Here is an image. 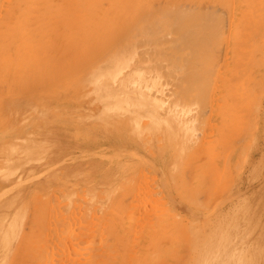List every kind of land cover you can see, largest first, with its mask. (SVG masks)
Segmentation results:
<instances>
[{"label": "rangeland", "instance_id": "rangeland-1", "mask_svg": "<svg viewBox=\"0 0 264 264\" xmlns=\"http://www.w3.org/2000/svg\"><path fill=\"white\" fill-rule=\"evenodd\" d=\"M1 1L2 0H0V15H2L3 17L6 14H10V19L12 20L10 21L9 26L1 28L0 43L3 42V40L8 42L10 41L9 44L13 45L11 49L17 46L22 47L24 50H26L24 47H32V51H30V53H36L40 55L39 57L44 58L45 60L40 67L38 63L41 60H38L33 57L31 58L28 52L23 55L24 61L27 62V64L32 61L33 64H36L39 67V71H41L42 68L44 70L41 71V75L43 74V82L41 83L40 81V83L37 82V84L34 85V82L31 83L32 79H28V76L26 78H21L22 76L24 77L26 75L24 72V68H26L28 65L23 66L24 64H22L19 59H15L14 56H12V63H7L4 59V55L11 57V55L17 53H14L13 50L11 51L12 54L11 52L7 51H3L2 53V51L0 50V264H11L13 260L12 257H15V259L16 257H18V260H20L21 258H25L24 260H26L28 258V256L26 258V255H28V253L31 255L33 254V252L36 253V251L39 250L40 254L37 252L35 255H41V252L45 250L44 248H42V250L41 248L37 250L36 246L46 239V237L42 235L46 228V225L41 226L43 223L42 221L39 222H42L41 225L36 224L37 220L39 221L42 218L40 216L39 219L37 215L39 208V205H37L38 201H41L42 203L40 205L41 213L44 211H46V214L47 212L50 213V211L56 212V209L59 213L63 212L64 210V212L61 213L64 217H62L61 215L62 218H60L59 216V220L61 221V225L63 226V228L65 227L64 230L61 227L62 230L65 231L63 233L65 235L63 236L61 234L63 231H59L57 235H55L56 238H54L53 240L57 242V237H59V239H61V242L64 241V243H66L68 237H71L72 233L77 234V228L79 225H85L87 227L86 224H88L90 227H92L95 224H98V220L99 224L102 222V219L98 218L100 216L99 214L97 215L96 219L88 218L85 222L86 224L82 220H80L83 217V213L81 212L82 209L80 208V206L84 202V199L92 198L96 193V190L88 189V184L90 185L95 183L100 177L118 176V173H123V175H125L128 172L137 171L140 174H135V172H133L132 175H129L125 179L123 178L119 182H117L116 187H124L126 185L128 187L134 188L135 186H137V189H140L142 187V194H144L143 192L146 193V195L144 194V196L142 195V197L149 199V195H151V198H156V200H159L160 198H162V189L160 187V174L156 172L160 173L159 170L163 169V164L160 162L161 159L168 158V196L170 195L173 199L177 195L176 193H184L183 187L185 184V180L184 178L182 180L180 178H182L181 173H183V171L187 169V160L189 157H191L192 159L193 156H199L201 159L197 163L201 164L202 169H206L210 167L211 159L215 157L216 153L223 151V141H226V143H228L230 147L231 142L236 143L241 140H244L246 144V139L252 137L249 134L251 131L252 117L256 113L260 98H263L262 96H264V89H260L263 85H261L260 87L259 82L256 79H253L252 81L253 74L250 70L243 72L238 82L235 83L232 78L240 62V57L237 54L233 55L231 53L228 55H224V49L222 51L221 57L219 55L216 58L217 64L215 63L214 65V72L212 71V74L210 75L212 81L209 78V82L213 85L217 84L216 87L220 85L223 82L221 79L223 68L228 67L230 72L228 77L229 79L225 88V90L227 91L224 90L220 94L218 92V95L217 93H208V100L210 99L212 101L214 99L216 100V102L218 100L219 112L221 113V116H224L222 123V132L219 133V135H222L221 140L220 138H216L217 125L216 120L213 119V116L208 117V112H206V114L204 115V119L202 118V115L199 116L200 118L197 117L198 119L192 115L193 112H191V108L195 107L193 105L197 104V100L201 97V94L198 95V90H195L194 86L190 87L192 82H195L196 80L192 81L191 79L193 78L187 76V74L189 75V72L191 73V71L188 70L196 71L197 69V67H195V69L192 68L193 66L191 67L190 64L194 66L201 65L199 67L201 69L203 65L206 66L211 61H213L215 55L213 56V54L211 53L209 55L208 53H206V51H204V49L199 46H197L198 48L192 49L190 41H187V39H185V37L183 36V34L185 35L184 31L186 32L187 26L184 28L185 23H183L182 20L183 18L185 19V16L186 18L187 16L193 18L198 15L197 13H199L194 12V9H188V5L190 3L194 2L192 4L200 5V3L204 4L205 0H174V3L172 2L173 4L171 3V1L173 0H164L163 3L160 2L163 7H160L158 5V9L156 8L155 10H153L154 17L153 15L151 16L154 22L155 20L157 21L159 27L156 26L155 22V27L151 26V28L149 26L150 30L147 27V29L149 30L148 31L145 25L144 30L146 29V32L143 31L141 28L136 27H140L141 25L145 24V16L143 14L146 5L151 2L157 3L158 0H149V2L148 0H60V2H56L59 0H55V2L54 0H4L5 2ZM216 1L206 0V3H209L205 4L208 5L207 8L210 9L211 5L212 8L214 6H217V3L219 5L221 2H225L228 0ZM61 2H63L62 5ZM107 3L108 6L106 5ZM170 4H172L173 6ZM62 7L64 9H62ZM12 8H14V11L12 10ZM195 9L197 11V8ZM28 10L30 11L28 12ZM50 10H53V12ZM156 10L158 11L156 12ZM208 10L206 9L205 11L208 12ZM210 10L212 11V9ZM214 10L218 11L216 7ZM214 10L213 12H210V14L215 13ZM85 13H87V16L85 15ZM141 13L143 17L141 16ZM165 14H169L170 16L167 15L163 17ZM90 15H92L93 17L91 16L90 18ZM139 15L140 17H138ZM223 15H226V17L223 18L224 16H222L221 19L224 20L225 23H227L228 14L225 13ZM34 16L35 19L31 18ZM95 18L98 20H96ZM133 18L137 20H134ZM168 18L172 20V22L170 23H173L176 20L173 25L175 23H179L180 26L182 25L183 31L181 30V28H177L179 26L178 24L177 27L175 24L174 28L176 27V33H171V30L169 32L168 28H173V25L170 24L171 27L169 25V27L167 28L166 25L170 21ZM165 19L168 20L166 21ZM95 20L97 21V23L95 22ZM179 20L182 23H180ZM34 21L36 23H34ZM162 21L164 24H162ZM116 24L128 26L130 28L131 26H135V29H141L143 32L140 36H134L130 39L129 51H132L130 56L123 55V60H120V58H116L115 60H111L109 63L96 64L101 66H99L96 71H93L95 63L98 60L103 61L104 59L110 58L114 49L113 47H115V45L117 46L116 42H118L117 40L119 39V36L118 32L114 30V26ZM58 26L60 27V29ZM89 26L92 28H90ZM156 28L159 29L157 30ZM58 30L61 31L60 35H58L60 33V31ZM64 30L67 31V35L65 34L66 31ZM9 32L12 34H9ZM103 32L105 33V35ZM16 33H18V35ZM51 33L53 36L51 35ZM97 34L100 35L98 36ZM159 34L163 37L160 38L159 36H156ZM175 34L177 35L172 36ZM57 35L58 39L56 37ZM63 35H65L66 37H64ZM125 36L128 37L129 33L124 35L125 39L123 38V42H125V40H128ZM226 36L231 38L229 34H226ZM53 38L55 40H60L61 44L57 40L53 41ZM64 38H66V40H64ZM76 38L78 39V41ZM138 38H140L141 41H146L142 43ZM154 38L156 39V41L154 40ZM191 38L192 37H190L189 39L192 41L193 39ZM110 39V42L114 41L112 43L113 45L110 44ZM158 39H160V41H158ZM64 41L65 43L63 44ZM68 41L71 42L68 43ZM89 42L91 44H98L97 46L100 48L104 46L103 48H101V52L95 51L96 54L98 53V57L95 58V53H87V57L83 55L76 56L77 51L80 55V53L85 49V45L87 43V45H91L89 44ZM99 42L102 44H100ZM53 44L56 46L57 51L60 49L61 50L57 52L55 48L54 50L51 49L52 47H55L53 46ZM107 45L109 47H107ZM252 48L253 47L249 45V47L247 46L243 49H240L239 52H249L250 50H252ZM53 52L58 54H56L57 57L55 53L53 54ZM163 53H165L166 55ZM168 54L171 56H168ZM88 55H90L91 59H88ZM188 55L191 57H189ZM185 56L188 58H186ZM194 57L196 58L195 60H193ZM170 58L176 61L173 62V60H171ZM257 58L259 59L261 69L264 71V49L261 51V53H259V55H257ZM198 59L199 62L197 61ZM162 60L163 62H161ZM165 61L166 63H164ZM158 63L162 66V68L157 70L159 65ZM147 64L151 66L153 65V67L151 68L152 70L148 71L146 69ZM140 66L142 68H140ZM188 66H190L191 69H189ZM181 70H183L182 73ZM185 70L187 71L184 72ZM12 71L18 73L16 74L17 77H12ZM49 71L51 73H49ZM161 72H164L165 75ZM46 74H48V76ZM162 76L164 77V79ZM167 77L169 78L167 79ZM48 78L51 80H49ZM26 80L28 81L26 82ZM118 81L121 83L119 84ZM160 81L162 82L160 83ZM187 82H189L190 84ZM122 83L128 84H126V87H123L124 85ZM171 83H174V85L177 84L174 86V89L172 88L173 93L170 90V85H172ZM66 84L68 85L66 86ZM162 85L164 88L162 87ZM183 85H186L187 87L189 86V88L186 89L187 87H184ZM213 85H211V88H215L213 87ZM61 86L63 88H61ZM180 86L184 87V91L179 88ZM165 88L169 92H166ZM178 88L179 91L183 92L184 94L179 92ZM193 90L195 91L194 95ZM190 91L191 93H189ZM175 92H177V95H179V93L182 94L183 98L180 99L181 95L177 96L176 94H174ZM163 93H165L166 95H164ZM185 93L188 96L185 95ZM248 93L249 95L247 96ZM192 95L193 97L196 95L195 97L197 98V100L191 98V100L194 101L188 103V100ZM197 95L200 97H198ZM156 96L158 97V99ZM186 97L188 98V100ZM226 97H228L229 100ZM165 99L167 100L168 104L167 102L165 103ZM200 100L202 99L200 98ZM161 103H163V105ZM164 104L165 106L167 105V107H164ZM187 105H189L190 110ZM56 107L60 110L56 109ZM82 112H84L85 114ZM262 112L264 115V109ZM75 114L79 116V119L77 118L78 116H76ZM79 114H81V116ZM183 114H186V117ZM189 116H191L192 119L191 117L188 118ZM193 117L195 120L193 119ZM187 119L194 120V122H197V120L199 121L200 119H202V121L204 122L208 120L207 125L204 126L203 131L200 132L198 136L202 141V147L200 149L196 148L194 144H192L189 135L184 132V129L189 122ZM219 142L220 144H218ZM249 142V145H241V148L237 152V160L239 161V163H242V161L246 162L253 156V154H251V150L255 142L254 137L251 141L248 140V143ZM150 144H152L153 148L150 149V152L145 151L144 148L148 146L150 148ZM131 145L138 146L134 147L133 151L131 148H129L132 147ZM183 146L186 147L185 153H182L181 156L178 157L174 162L170 156L175 154L176 151H180V148ZM138 147L142 148L143 151ZM195 148L198 150H196ZM150 163L153 164L149 165L150 167H157L153 168L156 171L153 170L152 167L150 168L148 166V164ZM169 163L173 164H171L170 166ZM158 167H160L161 169ZM261 170L262 165L256 164L254 166V171L252 172L253 176H256L258 173L260 174V172H262ZM228 171L229 170H225V168L221 167L220 176L222 181L227 180V176L229 175L227 174ZM240 171L241 167L239 164H237V166L233 168L232 174L229 176H231V179L236 177V179H238ZM54 175L58 179H56ZM136 176H139L137 177V179L140 178L139 181L137 180V182ZM64 177L67 178L65 179ZM63 183L64 186L72 188L73 193H77V196H74V194L71 199L67 198L64 199V201L63 199H55L56 197H61L60 194L65 189V187L62 186ZM59 185H61L62 187H60ZM76 186L78 187L76 188ZM257 188V184L249 186L248 191L243 192L244 194L243 196H241L242 201L247 200L250 193L255 191ZM50 189H56V194L54 195L55 198L50 194ZM100 190L101 189H98V191ZM213 193L214 190L211 191V196H200L199 203L210 204L212 202H220L221 200H225V196H223L225 195L223 194V186L220 187L217 194L214 193L215 195H213ZM37 195L39 197H36ZM244 196L245 199H243ZM159 208H157V212H152V214H154V216H152L155 217V219H159L160 217L163 218L164 213L167 212L169 224L168 229L170 228L168 232L173 231L175 226L180 223V221H185L184 214L176 210L170 209V205H168V211L165 210L166 208ZM161 210H165L162 211L163 214ZM73 211L74 215L76 214L75 216L72 215ZM262 211H264V205L251 206L244 212V217L242 219H237L229 223L232 225L234 230H237L242 226H249V233H243L241 238L234 237V239L229 241L228 245H226L231 247L234 241V244L238 246V251L236 253L235 258V261H237V263L240 260L244 259L255 260L256 257L254 254H257L261 250V247H257V244L255 246L256 248L252 249L251 246H254L253 243L248 246L247 241L250 240L251 242V239H248L249 234H252L251 229L254 227V224H256L255 219L257 215H260ZM78 213L81 214L78 215ZM41 215L43 216V213ZM71 216L74 217L73 221L71 220ZM69 217L71 219H69ZM46 219L48 218L44 217V223H48L49 220L46 221ZM32 220H34V223L30 222ZM62 220H64V224L62 223ZM66 220L68 221V225L66 224ZM29 223H32L34 226ZM72 223L74 224V228L72 227ZM200 223L201 222L191 223V231H195L197 234L204 233L205 230L203 229V224L200 225ZM84 228L81 227L80 230ZM227 228V225L222 226L221 230L224 231ZM208 232L209 231H207V233ZM46 235L47 234L45 232V236ZM254 237L255 236H253V239ZM146 238L147 236L143 237L142 240H145ZM37 239L43 240H39L38 242ZM202 239H204V237ZM201 240L200 237H198L196 242H194V246L201 247L197 248L198 252L195 254V259L193 261L195 264H203L205 262L207 263L209 262L208 257H211L206 256L207 253H210L209 250L206 251L205 249V240ZM25 244L27 245V247H25ZM17 245H25L24 247L25 249H27V251L23 249L24 247L22 246H18L20 248L19 249ZM33 246L35 251H33V248H31ZM40 246L42 247V245ZM224 248V246H221L218 249L219 252L222 253ZM47 249L48 248H46V250ZM17 251L18 253H16ZM48 251L49 250H47V252ZM47 252L45 254H47ZM183 252L189 254L188 248H185L180 253V256L183 255L184 258H187ZM19 254L21 256L20 258ZM31 256H29V258ZM17 259L13 261V263L15 262L14 264H17ZM24 260L22 259V262ZM28 263L29 261L27 262V264ZM52 263L53 262H51L50 264ZM21 264H26V261Z\"/></svg>", "mask_w": 264, "mask_h": 264}, {"label": "bare ground", "instance_id": "bare-ground-1", "mask_svg": "<svg viewBox=\"0 0 264 264\" xmlns=\"http://www.w3.org/2000/svg\"><path fill=\"white\" fill-rule=\"evenodd\" d=\"M2 1H4V0H2ZM212 1H214V0H212ZM54 2H55V0H54ZM56 2H60V0L56 1ZM148 2H149V0H148ZM148 2H146V3H148ZM160 2L163 3L164 0H162V1L158 0L157 3L151 2L148 5H146V8H145L144 14H143L145 16V21L143 20L145 22V24L141 25L140 27H136V28H141L143 31H145L147 29V27H148V29L150 30L149 26L150 27L151 26L155 27L154 26L155 22H156V26L159 27V25L157 24V21L155 20V22H154V20H153V18L151 16L153 15V17H154V14H153L154 11L153 10H155L159 6L160 7L162 6L160 4ZM172 2L174 3V0L171 1V3ZM202 2H204V1H202ZM25 3H29V2H25ZM40 3H42V2H40ZM192 3H194V2H192ZM192 3H190L188 5V9H194L195 10L194 12H199V13H197L198 15L195 14L196 17H193V18L189 17V16H187V18H186V16H185V19H184L182 17L183 18L182 22L186 24V25L184 24V28L187 26L186 32L184 31L185 35L183 34V36L185 37V39H187V41L188 40L190 41V45H191L192 49L193 48H198L197 46H199L202 49H204V51H206V53H208L209 55L211 53V54H213V56L215 55V57H214V60L211 61L208 65L205 64L206 66H204L202 64L203 66L201 67V69L199 67L201 66L200 64L202 62L199 64L200 66H197V65L194 66V65L190 64L191 67L193 66L192 68L195 69V67H197V69H196V71L188 70V71H191V73L189 72V75L187 74V76L192 77L193 78V79H191L192 81H194V80L197 81L198 80L197 82L195 81L196 83L192 82L190 87L194 86L195 90H198V95L201 94V97L198 96V95L197 96L200 97L202 100H200V98H198V100H197V98L195 97L196 95L193 97V95L195 93L194 90H193L194 91L193 95L189 98V100H188L187 97L186 98L189 101L188 103H191V101H194V100H191V98L197 100V104L193 105L195 107H193L191 105L194 108V109L191 108V110H192L191 112H193L192 113L193 116H195L197 118L200 115H202V118L204 119V115L206 114V112H208V117L213 116V119L216 120V125H217V127H216V138H218V139L220 138V140H221L222 135L221 134L219 135V133L222 132V123H223L224 116H221V113L219 112L218 100H217V102L214 99L212 101L210 99L208 100V93H217V95H218V92H219V94L221 92H223L225 90V88H226V84H227L228 79H229L228 77H229V72L230 71H229L228 67H224L223 68L222 75L220 74L221 75V79H222L223 82L221 81L222 82L221 84L218 83L220 85H218L217 87H216L217 84L213 85V84H211L209 82V80L211 79L210 75L212 74V71L214 72L213 68H214V65L216 63V58L219 55L221 57L222 51L224 49V55H228V54L231 53L233 55L237 54L240 57V62L238 64L237 69L235 70V72L233 74V78H232L235 81V83L238 82V80L240 79L241 74L243 72H246L247 70H250L252 72V74H253L252 75V81H253V79H256L259 82V86L260 87H261V85H263L260 89H264V71L261 69L260 63H259V59L257 58V55H259V53H261V51L264 49V0H228V1H225V2H221L219 5L217 3V6H214L212 8H211L212 5L210 4L211 5L210 9H212V11L209 8H207L208 5H206V4H208V3H206V0H205L206 4L205 3L204 4L200 3V5H195V4H192ZM62 4H63V2H61V5ZM172 4H170V5H172ZM106 5L108 6V3ZM215 5H216V3H215ZM55 6H57V5H55ZM63 7H64V5H63ZM63 7H62V9H64ZM117 7H118V5H117ZM215 7L218 9V11L214 10ZM143 8H144V5H143ZM167 8H168V6H167ZM195 8H197V11H196ZM13 9L14 8H12V10ZM84 9H85V7H84ZM206 9L207 10L209 9L210 12H213V10H214L215 13L210 14L209 10H208L209 13L207 11H205ZM29 11L30 10H28V12ZM50 11L53 12V10H50ZM140 11H141V9H140ZM157 11L158 10H156V12ZM163 11H164V9H163ZM156 12H155V14H156ZM168 12H166V13H168ZM225 13L228 14V17H227L228 18V22L227 23H225L224 20L221 19L222 16H224L223 14H225ZM1 14H3V13H1ZM161 14H162V12H161ZM169 14H167V15H169ZM85 15L87 16V13H85ZM167 15L165 14L163 17H165ZM0 16H1L0 17V30H1L2 27L9 26L10 21L12 19H10V14H6L3 17H2V15H0ZM39 16H41V15H39ZM91 16L92 15H90V18H91ZM141 16H142V13H141ZM133 17H135V16H133ZM138 17H140V15ZM225 17H226V15L223 18H225ZM11 18H12V16H11ZM31 18L35 19V16L31 17ZM41 19H39V20H41ZM168 19H165V20L167 21ZM172 19H173V16H172ZM96 20H98V19H96ZM96 20H95V22L97 23ZM134 20H137V19H134ZM169 20L170 21L166 25L167 28L169 27L170 24L173 25V23L176 22V20L175 21L173 20L174 22L170 23V22H172V20L171 19H169ZM180 20H181V18H180ZM163 21H162V24H164ZM36 22H37V20H36ZM36 22L34 21V23H36ZM182 22L180 21V23H182ZM58 23H59V21H58ZM52 24H54V23H52ZM175 24H176V27L179 25V23H175ZM175 24L173 25V28H174ZM145 25H146V29L144 30V26ZM160 25H161V22H160ZM28 26H30V25H28ZM181 26L179 25L177 28L178 29L181 28V30L183 31V26L182 27ZM40 27H41V25H40ZM170 27H171V25H170ZM90 28H92V27H90ZM173 28H171V29L168 28L169 32H170V30H171V33L175 32V28H174V30H173ZM41 29H42V27H41ZM59 29H60V27H59ZM141 29H135V26L134 27L131 26V28H130L128 26L116 24L114 26V30H116L118 32V36H119L118 37L119 39L117 40L118 42H116L117 46L115 45V47H113L114 49L112 48L113 52H112V55L110 56V58L104 59L103 61L98 60L99 62L97 61L95 63L93 71H96V69L99 68V66H101V65H96V64L109 63L111 60H115L116 58H120V60H123L122 59L123 55L130 56V54L132 53V51L131 52L129 51L130 50V39L132 37H134V36H136V37L140 36L142 34V32H143ZM168 30H166V31H168ZM58 31H60V30H58ZM64 31H66V30H64ZM28 32H30V31H28ZM127 33H129V36L128 37L125 36V37L128 40H125V42H123L124 35L127 34ZM164 33H162V34H164ZM9 34H12V33L9 32ZM16 34L18 35V33H16ZM42 34H44V33H42ZM60 34H61V31H60V33L58 35H60ZM65 34L67 35V31H66ZM226 34H229V36H231V38L226 36ZM51 35H52V33H51ZM58 35L56 36L57 39H58ZM104 35H105V33H104ZM164 35H166V34H164ZM176 35L177 34L172 35V36H176ZM48 36H50V35H48ZM63 36L66 37L65 35H63ZM113 36H116V35H113ZM156 36H159L160 38L163 37V36H160V34L156 35ZM31 37H33V36H31ZM34 37H35V35H34ZM190 37H192L191 39H193L192 40L193 42L189 39ZM50 38H52V37H50ZM60 38H61V36H60ZM155 38H154V40L156 41ZM138 39H140V38H138ZM54 40L55 39L53 38V41ZM64 40H66V38H64ZM0 41H1V39H0ZM4 41L5 40H3V42L0 43L1 44L0 50L2 51V53H3V51L11 52L12 50L14 51V53H17V54L11 55V57H8V56L4 55V59L6 60V62L7 63H12V61H13V57L12 56H14L15 59H19L20 62L22 64H24L23 66L28 65L26 68H24V72H25L26 75L24 77L22 76L21 78H26L28 76V79H32L31 83L34 82L33 83L34 85L37 84V82L40 83V81L42 83L43 82V74L41 75V73H42L41 71L43 70V68L41 69V71H39V67L36 64H33L32 61H30L29 64H27V62L24 61L23 55H25L28 52L29 56H31V58L33 57V58H36L38 60H41L38 63L40 67H41V65H42V63L44 62L45 59L39 57L40 55H38L36 53H30V51H32L31 50L32 47H24L26 50H24L20 46H17L15 48L11 49L13 45L9 44L10 41L9 42L8 41L4 42ZM57 41L60 43V40H57ZM77 41H78V39H77ZM110 41H111V39L109 40V42ZM115 41H116V39H115ZM140 41H141V39H140ZM145 41H141V42L144 43ZM158 41H160V39H158ZM70 42L71 41H68V43H70ZM113 42L114 41L110 42V44H112ZM149 42H150V38H149ZM168 42H170V41H168ZM64 43H65V41L63 42V44ZM73 43H74V40H73ZM71 44H70V46H71ZM87 44L85 45V49L80 53V55L78 54V51H77L76 56H82L83 55V56L87 57V53L91 54V53H95V51H97V52L100 51L101 52L102 51L101 48L104 47L102 45H99V46H102L100 48V47L97 46L98 44H91L90 42H89V44H91V45H87ZM100 44H102V43H100ZM151 44H152V41H151ZM249 45L253 47L252 50H250L249 52L248 51L239 52L240 49H243V48H245L247 46L249 47ZM53 46H55V45L53 44ZM67 46H68V44H67ZM63 47H64V45H63ZM107 47H109V46L107 45ZM54 48L56 50V46L52 47L51 49L54 50ZM7 49H9V50H7ZM60 50H58V51H60ZM169 50H171V49H169ZM54 53L55 52H53V54ZM170 53H172V52H170ZM11 54H12V52H11ZM56 54L57 53H55V55ZM95 54H94L95 58L98 57V53L96 54L97 56ZM163 54H165V53H163ZM57 55H56V57H57ZM63 55H64V53H63ZM67 55H68V53H67ZM66 56H64V57H66ZM88 56H89L88 59H91L90 55H88ZM168 56H171V55L168 54ZM161 57H162V55H161ZM189 57H191V56H189ZM186 58H188V57H186ZM85 59H87V58H85ZM158 59H160V58H158ZM195 59L196 58L194 57L193 60H195ZM67 60H69V59H67ZM171 60H173V59H171ZM171 60H169V61H171ZM191 60H192V58H191ZM49 61H50V59H49ZM83 61H85V60H83ZM175 61L173 60V62H175ZM197 61L199 62V59ZM91 62H92V60H91ZM131 62H132V60H131ZM161 62H163V60ZM190 62H192V61H190ZM164 63H166V61ZM44 64H43V66H44ZM11 66H13V65H11ZM78 67H79V65H78ZM132 67H131V69H132ZM152 67H153V65L152 66L148 65V64L146 65V69L148 71L152 70L151 69ZM154 67H155V65H154ZM188 67H189V69H191L190 66H188ZM80 68H82V67H80ZM140 68H142V67L140 66ZM160 68H162V66L159 64L157 70L160 69ZM179 68H182V67H179ZM11 70H13V69H11ZM70 70H69V72H70ZM46 71H48V70H46ZM133 71H135V70H133ZM182 71L183 70H181V73H182ZM186 71L187 70H185L184 72H186ZM127 72H128V70H127ZM129 72H132V71H129ZM49 73H51V72L49 71ZM16 74H18V73L15 72V71L14 72L12 71V77L13 78L17 77ZM46 75L48 76V74H46ZM164 75H165V73H164ZM180 75H182V74H180ZM213 76H214V73H213ZM45 77H44V79H45ZM168 78L169 77H167V79ZM163 79H164V77H163ZM49 80H51V79H49ZM27 81L28 80H26V82ZM211 81H212V79H211ZM161 82L162 81H160V83ZM120 83L121 82H119V84ZM124 83H122L124 85L123 87H126V84H128V83H126V84H124ZM174 83L173 84L171 83L172 85H170L171 86V89H170L171 91H172V88L174 89V86L177 85V84L174 85ZM187 83H189V82H187ZM214 83H215V81H214ZM242 83H244V82H242ZM67 85L68 84H66V86ZM211 85H213V87H215V88H211ZM162 87H163V85H162ZM184 87L180 86L179 88L184 91V89H183ZM61 88H63V87L61 86ZM179 88H178V91H179ZM188 88H189V86L186 89H188ZM165 90H166V88H165ZM225 91H227V90H225ZM166 92H169V91L166 90ZM179 92H181V91H179ZM172 93H173V91H172ZM176 93L177 92H175L174 94H176ZM181 93L184 94L183 92H181ZM189 93H191V91ZM77 94H78V92H77ZM163 94L166 95L165 93H163ZM182 94L179 93V95H181L180 99L183 98ZM157 95H158V93H157ZM179 95H177V96H179ZM185 95H187V94L185 93ZM205 95H206V98H205ZM217 95H216V99H217ZM248 95H249V93L247 94V96ZM262 97L263 98H260V100H259L258 108L256 109V113L254 112L255 114L252 117L251 131L249 133L252 137L246 139V144H245L244 140H241V141L236 142V143L235 142H231V146L229 147V144L226 143V141H223V144H222L223 151H220V152L216 153L215 157L211 159L210 167H208L206 169L205 168L202 169L201 164L197 163L201 159L199 156H195V157L193 156L192 159H191V157H189L188 160H187V169H185L183 171V173H181V177L182 178H180L181 180L183 178L185 180L184 181L185 184H184V187H183V189H184L183 192L184 193H181V192L176 193L177 195L173 199H172V197L170 195L168 196V180H169V178H168V169H169L168 168V158L167 159H161L160 162L163 164V166H162L163 169L158 167V168L161 169V170L158 169L160 171V173L156 172V173L160 174L159 178L161 180L160 181L161 185L160 184L159 185H160V187L162 189V191H161V193H162L161 197L162 198H160L159 200H156V198L155 199L151 198V195H149L150 197L148 196L149 199H146V198L142 197V195L143 196H144V194L146 195L145 192H143L144 194H142V191H143V190L141 191L142 187L140 189H137V186H135V185H134L135 188L134 187H128L127 185L124 186V187L123 186L122 187H116L117 182H119L123 178L125 179L129 175H132V173L135 172V171L128 172L125 175H123V173H118V176H108V177H104L103 176V177H100L99 179H97V181L95 183L90 184V185L88 184V189L89 190H96L95 191L96 193H95V195L92 198L84 199V202L80 206V208L82 209L81 212L83 213V217L80 220H82L85 223L88 218L89 219L90 218L91 219H93V218L96 219L97 215L99 214L100 216L98 218L102 219V222L99 224V220H98V224H95L92 227H90L86 223L85 224L87 225V227L85 225L83 226V225H79L78 224L79 226L77 225L78 226L77 234L74 233L75 234L74 235L72 233L71 237H68L67 241L65 240L66 243H64V241L61 242L60 241L61 239H59V237H57L58 238L57 242H55L53 240L54 238H56L55 235H57V233L59 231L62 232L65 229V227L63 228V226L61 225V221L59 220L60 218L64 217L61 214V213L64 212V210H63V212H59L58 213L57 209H56V212H51V211H50V213L47 212L48 215L46 214V211L43 210L45 213L42 212L43 213V216H42L41 215L42 214L41 213V208H40L41 207L40 205L42 203H41V201H38L37 205H39L38 206L39 208H38V214L37 215H38V218L40 216L42 218L39 221L37 220L36 224H40L41 225V223L43 222L41 226H45L46 225L45 226L46 228H45L44 232L42 233V235L44 237H46V239H45L46 241L43 240V239H39V240H43L41 243H39L40 245H42V247L39 244L36 245V246H37V250L39 248H41V250H42V248H44L45 250L44 249L43 250L45 252L42 251L43 253L41 252V255H35L37 252L40 254V252L38 250V251H36V253H34L33 251H35V250H34V246H33V247H31V248H33V251H32L33 254H31L32 256L29 253H28V255H26L24 253L25 251L23 249H25V247H27V245L26 244H25L26 246L25 245H23V246L22 245H17V247L18 246L19 247H21V246L24 247L25 246L22 250L24 251L23 253L26 255V258H27V256H28V258H29V256H31L29 259L27 258L28 261H29L28 264H50L51 262H53V263L55 262L54 264H195L193 261L195 259V254L198 252L197 248H201V247L194 246V242H196L198 237H200V240L204 237V239H202V240H205V244H206L205 245V249H206V251L209 250V253H210V254L207 253L206 256H211L210 258L208 257V260H209V262H212V263H209V262L203 263V261H202L203 264H259V263L260 264H264V222H263L264 211H262L260 213V215H257V217L255 219V223L256 224H254V227L251 229L252 234H249V238H248V239H251V242H250V240L247 241L248 246H250L251 243H253L254 246H251L252 249L256 248L255 247L256 244H257V247H261L260 252H258L257 254H254L257 260L256 259L255 260L244 259V260H240L237 263V261H235V258H236V253L238 251V246H236L234 244V241H233V244L231 245V247L226 246V245H228L229 241L234 239V237L235 238L236 237L241 238L243 233H249L250 232V231L248 232L249 226H242V227L238 228L237 230H234L232 225L229 224V223L234 221V220H237V219H242L244 217V212L249 207L254 206V205L255 206L264 205V128H263L264 127V115H263V112H262L263 109H264V96H262ZM184 98H185V96H184ZM226 98H228V97H226ZM157 99H158V97H157ZM228 100H229V98H228ZM52 101H54V100H52ZM166 102H167V100L165 101V103ZM163 103H161V104L163 105ZM167 104H168V102H167ZM187 106L189 108V105H187ZM164 107H167V105L165 106V104H164ZM96 108H97V106H96ZM174 108H175V106H174ZM56 109H58V108L56 107ZM58 110H60V109H58ZM189 110H190V108H189ZM82 113H84V112H82ZM186 114H183V115H185V117H186ZM79 115L81 116V114H79ZM76 116H78V115H76ZM82 117H84V116H82ZM190 117L191 116H189L188 118H190ZM77 118L79 119V116ZM191 119H192V117H191ZM191 119L190 120L187 119L189 122L186 125V127L184 129V132L189 135V138H190L192 144H194V146L196 148L200 149L202 147V145H201L202 141L200 140V138L198 136H199V133L203 131L204 126L207 125L208 120L204 122V121H202V119H200L199 121L197 120V122L196 121L194 122V120H195L194 117H193L194 120H191ZM83 121H85V120H83ZM253 137L255 139V142L253 144L254 146H253V148L251 150V154H253V156L251 155L252 156L251 159L247 160L246 162L242 161V163H239V161L237 160V152H238V150L241 148V145H243V144H245V146L249 145L250 142L248 143V140L251 141ZM218 144H220V142ZM136 146H138V145H134V146L129 147V148H131L134 151L133 148L136 147ZM152 148H153L152 144H150V148L148 146V147H145L144 150L147 151V152L148 151L150 152V149H152ZM139 149H141L143 151L142 148H139ZM198 149H196V150H198ZM185 150H186L185 146L181 147L180 151H176L175 154L170 156L171 159L175 162L176 159L178 157H180L182 153H185ZM128 151H129V149H128ZM10 154H11V152H10ZM58 155H60V154H58ZM205 157H207V156H205ZM173 163H171V164H173ZM171 164H170V166H171ZM237 164H239L240 167H241L240 175H239L238 179H236L237 177L231 179V176H229V175L232 174L233 168L236 167ZM256 164L262 165V170H261L262 172L259 171L260 174L258 173L256 176H253L252 172L254 171V166ZM149 165H153V164L150 163V164H148V166ZM221 167L225 168V170H229L227 172V174H229L227 176V180H223L222 181V179H221V176H220ZM153 168H157V167L154 166V167H152V169ZM153 170H155V169H153ZM136 173L140 174L137 171L135 172V174ZM83 175H85V174H83ZM142 176H143V174H142ZM137 177H139V176H136V182H137V180L139 181V179H140V178L137 179ZM64 178L66 179L67 177H64ZM83 178H85V177H83ZM83 178H82V180H83ZM56 179H58V178L56 177ZM142 179H144V178H142ZM133 180H134V178H133ZM67 181H69V180H67ZM60 182H61V180H60ZM144 182H145V180H144ZM55 183H57V182H55ZM255 184L258 185V188L255 191L250 193V195L248 196L247 200L242 201L241 196H243V194H244L243 192L248 191L249 186H252V185H255ZM85 185H87V184H85ZM85 185H84V187H85ZM140 185H142V184H140ZM59 186L60 187L64 186V183L62 184V186L61 185H59ZM221 186L224 187V193L223 194H225V195H223V194H221V195L225 196V200H223V201L221 200L220 202L219 201L218 202H212L210 204L199 203L200 196H211V191L212 190H214V193L217 194ZM64 187H65V189H64V191L61 192V194H60L61 197L60 198H58V197L55 198L54 197V195L56 194V192H55L56 189L55 190L50 189V194L55 199H63V201H64V199H67V198L71 199L74 194H75L74 196H77V193H73L72 188L66 187V186H64ZM77 187L78 186H76V188ZM138 187H140V186H138ZM73 188H74V186H73ZM144 188H145V186H144ZM147 188H149V187H147ZM78 189H81V188H78ZM98 189H101V190L98 191ZM172 193H173V190H172ZM214 193H213V195H215ZM36 197H39V196L37 195ZM168 197H169V200H168ZM243 199H245V196H244ZM168 205H170V209L176 210L178 212L183 213L184 214V220H185V221H180V223H178L175 226L174 230L170 231L171 233L168 232V230L170 228L168 229V225L169 224H168V214H167V212L164 213L163 218L160 217L161 219L160 218L159 219H155V217H153L154 214H152V212L158 210L157 208H159V207H162V209L166 208L165 210L168 211ZM159 210H160V208H159ZM165 210H161V212L165 211ZM77 212H78V209H77ZM79 214H81V213H78V215ZM162 214H163V212H162ZM33 215H35V214H33ZM61 215H62V217H61ZM72 215H74V211H73ZM29 216H30V214H29ZM59 216H60V218H59ZM44 217L48 218V219H46V221L49 220L48 223L46 221H45L46 223H44V220H43ZM71 218L69 217V219H71L73 221L74 217L71 216ZM40 221H42V222L39 223ZM62 221H63L62 223L64 224V220H62ZM30 222L34 223V220H32ZM83 222H82V224H83ZM198 222H201L200 225L203 224L202 226L204 227L203 229L205 230V232L202 233V234H200V233L197 234L195 231H191L192 229L190 227V224L191 223H198ZM29 224H32V223H29ZM66 224L68 225V221L66 222ZM226 225L228 226V228L225 229L224 231H222L221 230L222 226H226ZM64 226H66V225H64ZM61 227L63 228V230H62ZM72 227L74 228V224H73ZM81 227L82 228L85 227V228L80 230ZM195 227H197V226H195ZM207 231H209V232L207 233ZM45 232L47 234L46 236H45ZM64 232L65 231H63L61 233L63 236L65 235V234H63ZM67 233H68V230H67ZM42 235H41V237H42ZM146 236H147V238L145 240H142L143 237H146ZM253 236H255L254 239H253ZM60 238H61V236H60ZM39 240H38V242H39ZM44 242L47 243V244H45ZM42 243H44L47 246H45ZM262 244H263V246H262ZM221 246L225 247L224 250L222 251V253L219 252V250H218ZM46 248H48L47 249V250H49L48 252H47ZM185 248H188V251H189V254H186L187 251L185 253L183 252L186 255L187 258H184L183 255L180 256L181 251H183ZM16 250H17V248H16ZM25 250L27 251V249H25ZM46 252H47V254H45ZM16 253H18V251ZM20 254H19V258L21 257ZM13 256H15V255H13ZM12 258H13V260H12L11 264H14L15 262L13 263V261L16 260L18 257H16V259H15V257H12ZM22 259L24 260L25 258H21L20 260L17 259L18 260V261H16L17 264H19V261H20V264L24 263V261H26V264H27V262H28L27 259L24 260L23 262H22Z\"/></svg>", "mask_w": 264, "mask_h": 264}]
</instances>
